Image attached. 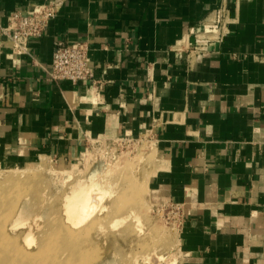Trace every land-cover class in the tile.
<instances>
[{
	"label": "crops",
	"instance_id": "0c3cea01",
	"mask_svg": "<svg viewBox=\"0 0 264 264\" xmlns=\"http://www.w3.org/2000/svg\"><path fill=\"white\" fill-rule=\"evenodd\" d=\"M44 1L0 0V164L147 136L152 199L181 206V264H264V0H58L14 51L9 14ZM61 39L89 42L96 83L50 79Z\"/></svg>",
	"mask_w": 264,
	"mask_h": 264
},
{
	"label": "rangeland",
	"instance_id": "374dc122",
	"mask_svg": "<svg viewBox=\"0 0 264 264\" xmlns=\"http://www.w3.org/2000/svg\"><path fill=\"white\" fill-rule=\"evenodd\" d=\"M150 144L147 136L96 140L79 159L71 162L60 163L46 159L48 166H40L41 160L35 165L24 168H8L0 164V229L6 225V229L13 236H18L22 232L19 235V239L22 242L26 240L23 237V231L30 225L33 226L32 233L34 236H32L37 239V242L40 238L49 239L54 234L56 236L54 242L46 246V249H44L46 252L40 257V259H45V262H50L61 256L63 259H67L72 252V256L69 257L72 264H96L100 258H103L107 264H181L179 226L174 210L169 207H163L164 203L156 202L152 199L149 179L147 182L145 181V186H139L136 181H133L135 183L134 186L128 185L127 188L126 185L131 178L136 179L141 175L146 177L153 172L155 155L153 151L151 155L148 152L146 154V149ZM32 168L34 170H29ZM10 175H25L26 177L21 181H12L8 179ZM77 181L89 183L94 194L90 215L85 220L87 222L74 226L64 219L67 213L65 211V194ZM137 196H140L138 197L139 199H136ZM123 197L124 200L130 197L131 201L125 202L122 200ZM132 202L138 204L134 206L141 216L144 215L142 216L144 220L147 218L145 227L147 226L150 230L146 229L138 232L135 225L137 222H134L130 216L123 223L110 226L116 216H124L129 211V208L133 206ZM141 203L144 204L142 205ZM8 213L12 216L7 217ZM16 215L17 217L14 218ZM94 218H98L99 221H95ZM16 219H18L19 224ZM92 219L93 221H91ZM5 220L7 222H4ZM20 221H23L25 225L22 222L20 224ZM35 222L39 224L38 229L36 228L37 226H34ZM90 222H96V224H94L95 226L92 230L85 231L84 225H88ZM16 224L19 226L18 228H16ZM67 228L71 230L68 231ZM58 230H60L59 234ZM71 232H73L72 235L69 234ZM146 232H150V235ZM141 233L144 234L142 235ZM151 233L154 236L152 240L157 239V245L155 246L157 249L153 246H146L145 240L152 235ZM89 240L94 242L93 249L97 247L100 252L97 250L98 253L93 254L92 248L89 249L83 246ZM99 242H102L103 245L100 246ZM105 242H107L106 245L104 244ZM28 249L31 250V246ZM86 251L91 256H86ZM146 251L148 254L151 252L149 260L141 258L143 255L145 256ZM139 252L143 254L141 255ZM106 253H108L107 258L105 257ZM113 253L116 254L113 255ZM128 253L130 255H127ZM159 254L162 255L160 257L161 261H159L160 258L157 260ZM83 255L87 258L84 257V262L82 261L84 259H81ZM115 255L117 256L115 257ZM7 256V252L2 251L0 264H7Z\"/></svg>",
	"mask_w": 264,
	"mask_h": 264
},
{
	"label": "bare ground",
	"instance_id": "6f19581e",
	"mask_svg": "<svg viewBox=\"0 0 264 264\" xmlns=\"http://www.w3.org/2000/svg\"><path fill=\"white\" fill-rule=\"evenodd\" d=\"M149 148V149H148ZM143 149H145V148H143ZM152 151H153V145L152 144H150V145H148V147H147V149H146V154H147V152L148 153H150V155L152 154ZM142 154V153H141ZM144 155H145V153H144ZM119 163V162H118ZM129 164V163H128ZM48 166V164H47V162L43 159L42 160V163L40 164V166ZM128 166V165H127ZM43 168V167H42ZM29 170H34L33 168L32 169H29ZM49 170V169H48ZM58 170V169H57ZM134 170V169H133ZM132 170V171H133ZM149 172V171H148ZM140 174V173H139ZM130 176V175H129ZM26 176L24 175V176H20V175H10V178H8V179H10V180H12V181H21V180H23L24 178H25ZM116 177H118V176H116ZM149 177H150V175H147L146 177H145V175H141L140 177H138V178H136V179H128L129 180V183L127 184L126 183V185H127V188H128V185H132V186H134L135 185V183L133 182V181H136V183L139 185V186H145L144 185V183H145V181L147 182L148 181V179H149ZM1 179V178H0ZM123 182V181H122ZM123 186H124V184H123ZM118 187V186H117ZM126 187V186H125ZM124 188V187H123ZM120 190V189H119ZM126 193V192H125ZM93 190H92V188H91V185H89V183H85V182H83V181H77L75 184H73L72 186H71V189L70 190H68L67 191V193L65 194V205H66V207H65V211L67 212H65L66 214H65V217H64V219L66 220V221H69L70 223H71V225H74V226H79V225H82L84 222H87V221H85L86 219H88V217H89V215H90V207H91V204H92V201H93ZM142 195V194H141ZM143 196V195H142ZM138 197H140V196H137L136 197V199L138 198ZM121 198V197H120ZM139 199V198H138ZM141 199H142V197H141ZM115 200V199H114ZM122 200H124V197L122 198ZM128 200H130L131 201V198L130 197H127L124 201L126 202V201H128ZM133 200H134V198H133ZM145 201V200H144ZM114 202V201H113ZM136 202V201H135ZM135 202H132V204H133V206L132 207H130L129 208V211L127 212V213H125L124 214V216L123 215H120V217H119V215L118 216H116L113 220H112V225H110V226H114V225H117L118 223H123V221L126 219V218H128V216H130V217H132V219L134 220V222L136 221L137 223H135V225H136V227H137V229H138V232L140 231V232H142V231H144V230H146V229H149V228H147V226L145 227V224L147 223V218L144 220V217L142 218V216H144V215H142L141 216V214H139L138 213V211H137V208L134 206L135 204H137V203H135ZM138 202V201H137ZM140 202V201H139ZM122 204V203H121ZM142 205L144 204V203H141ZM141 204H139V205H141ZM138 205V204H137ZM128 206V205H127ZM113 207V206H112ZM121 207V206H120ZM22 208V207H21ZM92 208V207H91ZM20 209V208H19ZM125 209V208H124ZM106 210V209H105ZM6 213V212H5ZM12 214H13V212H12ZM17 214H18V212H17ZM115 214V213H114ZM5 215V214H4ZM3 215V216H4ZM21 216H22V214H20ZM24 215V214H23ZM54 215V214H53ZM117 215V214H116ZM146 215V214H145ZM10 216V213H8V216L7 217H9ZM12 216V215H11ZM10 216V217H11ZM18 216H19V214H18ZM100 216V215H99ZM122 216V217H121ZM147 216V215H146ZM5 217V216H4ZM17 217V215L14 217V218H16ZM20 217V216H19ZM92 217V216H91ZM1 218V217H0ZM22 218V217H21ZM100 218H102V217H100ZM5 219H7V218H5ZM14 220V219H13ZM17 220V222H18V219H16ZM20 220V219H19ZM94 220L96 221V220H98V218L96 219V218H94ZM24 221V220H23ZM23 221H20V224H21V222H22V224H24V222ZM91 221H93V219L91 220ZM99 221V220H98ZM146 221V222H145ZM149 221V220H148ZM4 222H7V220H5ZM16 222V223H17ZM108 222V221H107ZM99 223H101V222H99ZM133 223V222H132ZM7 225H8V223H6ZM12 224V223H11ZM10 224V225H11ZM18 224H19V222H18ZM94 224H96V222L94 223V222H90L88 225L86 224V225H84L85 227H84V229H85V231L87 230V231H89L90 229L92 230L93 229V227L95 226ZM103 224V223H102ZM13 225H15V224H13ZM17 225V224H16ZM25 225V224H24ZM65 225V224H64ZM104 225V224H103ZM131 225H133V224H131ZM22 226V225H21ZM34 226H37L36 228L38 229V227H39V224L37 223V222H35L34 223ZM99 226V225H98ZM11 227H12V225H11ZM14 227V226H13ZM19 226L17 225L16 226V228H18ZM32 225H30L26 230H24L23 231V237L26 239V240H24V242H22V240L20 241V234H22V232H20V234H18V236H13L10 232H9V230L8 229H6L7 228V226L6 225H4L3 226V228L2 229H0V256L2 255V251H5V252H7V254H8V256H7V258H6V260H7V264H72V262H70L71 261V259L69 258V257H71L72 256V252H71V255L69 256V257H67V259L66 258H62V256L61 257H58V258H55L54 260H52V261H50V262H45L46 260L45 259H43V258H41L40 259V257L43 255V253L44 252H46V251H44V249H46V246H48V245H50L52 242H54V238L56 237V236H54V234H53V236H51L49 239L47 238V239H44V238H40L39 240H38V242H37V239L36 238H33V231H32ZM133 227V226H132ZM149 227V226H148ZM15 228V227H14ZM111 228V227H110ZM68 229V228H67ZM100 229V228H99ZM134 229V228H133ZM60 230H61V228H60ZM60 230H58L57 232H58V234L60 233ZM71 229L69 228L68 229V231H70ZM101 230V229H100ZM105 230V229H104ZM103 230V231H104ZM150 230V229H149ZM148 230V231H149ZM153 230V229H152ZM74 231V230H73ZM155 231H157V230H155ZM155 231H153V232H155ZM77 232V231H76ZM105 232V231H104ZM72 233L73 232H71V233H69V234H71L72 235ZM84 233V232H83ZM90 233V232H89ZM119 233V232H118ZM132 233V232H131ZM146 233H150V232H146ZM156 233V232H155ZM80 234H82V233H80ZM87 234V233H86ZM85 234V235H86ZM142 235L144 234V233H141ZM152 234V233H151ZM157 234V233H156ZM33 235V236H32ZM75 235V234H74ZM78 235V234H77ZM141 235V236H142ZM150 235V234H149ZM155 235V234H154ZM146 236V235H145ZM75 237H77V236H75ZM96 237H98V236H96ZM105 237V236H104ZM154 236H153V234L150 236V237H148L145 241V243H146V246L147 247H151V246H153V247H155L156 245H157V239H154V240H152V238H153ZM105 239V238H104ZM160 240H162L161 238H159ZM106 240V239H105ZM159 240V241H160ZM20 241V242H19ZM36 241V242H35ZM86 242V241H85ZM88 242V241H87ZM35 243H37L36 245H35ZM93 240H89V242L88 243H85V244H83V246H86L87 248H92L93 249ZM100 244V246H102L103 244H102V242H99ZM106 243L107 242H105L104 244L106 245ZM145 243H143V244H145ZM154 243H156V244H154ZM159 244V243H158ZM98 245V246H99ZM29 246H31V250H29L28 249V247ZM54 246H55V244H54ZM97 247H95V249H93V250H91V251H94L93 252V254L94 253H98L97 252V250H98V248L96 249ZM100 248V247H99ZM144 248H146V247H144ZM156 248V247H155ZM9 249H10V251H9ZM57 249V248H56ZM89 249H88V252H89ZM147 249V248H146ZM149 249V248H148ZM157 249V248H156ZM95 250H96V252H95ZM144 250V249H143ZM142 250V251H143ZM99 251V250H98ZM104 251V250H103ZM114 251V250H113ZM149 251V250H148ZM153 251V250H152ZM157 251V250H156ZM100 252V251H99ZM57 253V252H56ZM85 253H87V251L85 252ZM104 253H105V251H104ZM130 253V252H129ZM127 254V255H130V254ZM140 253V252H139ZM151 253V252H150ZM150 253L148 254L147 253V251H146V254H145V256L143 255L141 258H143L144 260H149L150 259ZM46 254V253H45ZM82 254V253H81ZM83 254H84V252H83ZM107 255L105 256L106 258L108 257V253H106ZM114 254H116V253H113V255ZM137 254H138V251H137ZM141 254V253H140ZM139 254V255H140ZM143 254V253H142ZM141 254V255H142ZM85 255V254H84ZM83 255V258H81V259H84V260H82L83 262L85 261V256ZM118 255V254H117ZM117 255H115V257L117 256ZM136 255V254H135ZM152 255V254H151ZM164 255V254H163ZM86 256H91V255H89V253H87L86 254ZM137 256V255H136ZM162 255H158L157 256V260L161 257ZM48 257V256H47ZM50 257V256H49ZM55 257V256H54ZM85 257V258H84ZM132 257V256H131ZM139 257V256H138ZM39 258V259H38ZM140 258V259H141ZM87 259V258H86ZM138 259V258H137ZM165 259V258H164ZM142 260V259H141ZM140 260V261H141ZM152 260H153V258H152ZM143 261V260H142ZM159 261H161V258H160V260ZM158 261V262H159ZM164 261V260H163ZM79 262H81V261H79ZM135 262V261H134ZM137 262V261H136ZM144 262V261H143ZM157 263V262H156ZM165 263V262H164ZM96 264H107L105 261H104V259L103 258H100V260H99V262L98 263H96ZM155 264V263H154ZM157 264H159V263H157Z\"/></svg>",
	"mask_w": 264,
	"mask_h": 264
},
{
	"label": "built area",
	"instance_id": "2783aa9c",
	"mask_svg": "<svg viewBox=\"0 0 264 264\" xmlns=\"http://www.w3.org/2000/svg\"><path fill=\"white\" fill-rule=\"evenodd\" d=\"M60 8L58 0H47L34 4L27 13L21 10L12 11L8 16V24L1 29L10 38L14 51L20 54L30 53L29 40L44 34L50 21L58 15ZM90 48L88 41L56 40L52 64L47 70L50 79L57 82L70 80L73 83L92 80L96 83L95 70L91 65ZM99 85L101 86L102 82ZM162 206L174 210L178 226H180L181 206L175 202Z\"/></svg>",
	"mask_w": 264,
	"mask_h": 264
}]
</instances>
